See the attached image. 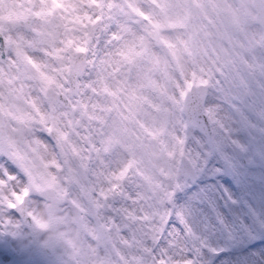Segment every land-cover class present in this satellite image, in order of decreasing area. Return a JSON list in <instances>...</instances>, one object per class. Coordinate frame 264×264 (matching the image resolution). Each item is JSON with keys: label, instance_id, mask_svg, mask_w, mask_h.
<instances>
[{"label": "clouds", "instance_id": "obj_1", "mask_svg": "<svg viewBox=\"0 0 264 264\" xmlns=\"http://www.w3.org/2000/svg\"><path fill=\"white\" fill-rule=\"evenodd\" d=\"M0 264H264V0H0Z\"/></svg>", "mask_w": 264, "mask_h": 264}]
</instances>
